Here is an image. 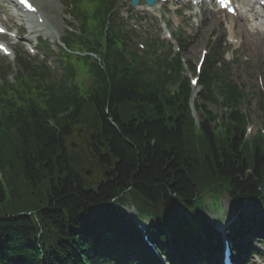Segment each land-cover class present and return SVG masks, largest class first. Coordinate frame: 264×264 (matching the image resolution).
I'll return each mask as SVG.
<instances>
[{
  "label": "trees",
  "instance_id": "obj_1",
  "mask_svg": "<svg viewBox=\"0 0 264 264\" xmlns=\"http://www.w3.org/2000/svg\"><path fill=\"white\" fill-rule=\"evenodd\" d=\"M113 7L100 0L87 9L90 39L79 48L101 62L74 56L92 78L86 91L67 51L66 80L23 64L25 88L0 86V264H158L121 209L128 199L166 252L167 233L176 246L196 244L194 253L220 247L201 213L205 193L218 202L227 192L236 210L252 200L264 211V137H244V92L209 58L197 126L180 58L140 55ZM208 104L225 108L222 124L208 125L219 117ZM257 223L264 239V219Z\"/></svg>",
  "mask_w": 264,
  "mask_h": 264
},
{
  "label": "rangeland",
  "instance_id": "obj_2",
  "mask_svg": "<svg viewBox=\"0 0 264 264\" xmlns=\"http://www.w3.org/2000/svg\"><path fill=\"white\" fill-rule=\"evenodd\" d=\"M243 1L253 3V0L252 2L251 0ZM0 2H2V0H0ZM35 2L42 6L48 16L49 24L53 32L51 37L55 39L53 47L55 50H58L56 43L58 42V45H61L60 42L65 37V28L69 20L65 15L66 7L63 5L61 0H35ZM208 5L209 4L207 2L206 9H208L209 12L205 11L203 16L198 15L196 20L188 16V14H190L189 10L183 13L182 16L179 14H173V12H171L170 16H168L174 30L182 27L186 31L187 40L181 51L184 67L187 70L188 75L193 74V67L198 62L202 50L207 48L208 53L210 54L211 50L213 51L214 49H218L220 62H228L230 65L228 67V71L231 79L249 94L248 98L250 103L248 105L243 103L242 112L249 117V129L251 132H249L248 135H255L258 130L264 128V35L260 30L257 29L258 32H256V29H254L255 25L254 21H252L253 15L247 11L250 9L251 12H253L252 7L247 6L242 8V16L233 18L229 15L222 14L219 11L210 13L211 9ZM165 6H168L170 11L177 9V7H175L177 6V3L174 1L169 0V2L164 3L161 6V11L164 10ZM197 10L198 8H196V11ZM121 11H126L124 5L121 6ZM157 11V9H153L150 12L142 10L134 11L136 14L139 13L142 15L146 13L148 16V19H143L142 22L141 19H139L140 23H138V30L143 36L151 31L153 33H159L157 27H154L153 25L152 29L150 26L152 25L151 18L155 17V13ZM27 19L29 18L27 17ZM16 20L17 19L11 20V15H6L3 11L0 15V22H3L6 26L11 27L15 31L16 28H24L26 30L24 37L34 41V35L28 34L27 25L23 24L21 26L15 22ZM134 20L135 18L132 22H134ZM12 35L14 38L10 37L9 45L12 48L14 47L16 53L18 50H21V52H27L22 44L15 45V42L17 41V38L15 37L16 33H13ZM161 35L164 36L162 32ZM229 39H234L235 43L230 42ZM41 53L42 51L38 48L33 54H31V52H27L28 55H32L31 57L38 59L36 60L38 62H40L39 59L41 60L42 58ZM56 59L57 55H53L50 60L51 64L54 62L53 67L55 65L57 67ZM16 61L17 60H11V57H5L0 54V71L3 67H7L9 65H12L13 70L15 71ZM227 65L228 64H225L224 66ZM62 73H64L63 70H58V76H54V79L58 80L61 78L62 75L60 74ZM10 78H14V75ZM83 81H85L87 86L92 85V78H88L83 71H80L76 82L81 83ZM0 84H2L1 80ZM202 90L203 87L200 84L194 87L192 102L197 98L198 93ZM209 108L221 116V109H217L211 104H209ZM195 115L196 119L201 121V111L198 110ZM215 123L216 121L211 120L208 122V125L213 127ZM206 200V206L209 207L207 213L211 215L210 218L217 217V214L214 211L218 210L219 207L217 205L212 207L209 198H206ZM128 207H130V205L125 206V209L127 211H131ZM230 209L231 207L228 198L223 197L222 205L219 210L220 214H226ZM256 246L263 248V245L258 243H256ZM253 260L250 259L249 262L251 264H264L261 259L254 258Z\"/></svg>",
  "mask_w": 264,
  "mask_h": 264
},
{
  "label": "water",
  "instance_id": "obj_3",
  "mask_svg": "<svg viewBox=\"0 0 264 264\" xmlns=\"http://www.w3.org/2000/svg\"><path fill=\"white\" fill-rule=\"evenodd\" d=\"M149 4H153L156 0H146ZM138 0H134V3H137Z\"/></svg>",
  "mask_w": 264,
  "mask_h": 264
},
{
  "label": "bare ground",
  "instance_id": "obj_4",
  "mask_svg": "<svg viewBox=\"0 0 264 264\" xmlns=\"http://www.w3.org/2000/svg\"><path fill=\"white\" fill-rule=\"evenodd\" d=\"M246 125H247V124H246ZM205 196H206V194L204 195V197H205ZM175 199H176V198H175ZM216 262H217V260L215 259V260H214V264H216Z\"/></svg>",
  "mask_w": 264,
  "mask_h": 264
},
{
  "label": "snow or ice",
  "instance_id": "obj_5",
  "mask_svg": "<svg viewBox=\"0 0 264 264\" xmlns=\"http://www.w3.org/2000/svg\"><path fill=\"white\" fill-rule=\"evenodd\" d=\"M221 3H222V5H223V3H224V0H221ZM0 31H2V29H0Z\"/></svg>",
  "mask_w": 264,
  "mask_h": 264
}]
</instances>
